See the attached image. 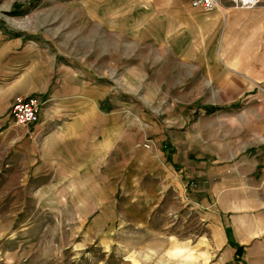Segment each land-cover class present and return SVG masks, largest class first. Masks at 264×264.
Returning a JSON list of instances; mask_svg holds the SVG:
<instances>
[{
  "label": "rangeland",
  "instance_id": "rangeland-1",
  "mask_svg": "<svg viewBox=\"0 0 264 264\" xmlns=\"http://www.w3.org/2000/svg\"><path fill=\"white\" fill-rule=\"evenodd\" d=\"M4 39L88 81L118 133L58 150L74 175L33 168L0 135V264H264L263 197L236 191L223 213L175 183L187 155L264 141V1L0 0Z\"/></svg>",
  "mask_w": 264,
  "mask_h": 264
},
{
  "label": "crops",
  "instance_id": "crops-1",
  "mask_svg": "<svg viewBox=\"0 0 264 264\" xmlns=\"http://www.w3.org/2000/svg\"><path fill=\"white\" fill-rule=\"evenodd\" d=\"M54 68V59L47 51L39 50L20 39L1 40V141L5 143L6 151L10 152L12 146V152L16 151L19 159H28L33 168L49 169L56 174L59 171L58 166H66L69 170L66 174H80L82 164L64 161L61 163V159L64 160L65 157L57 151L69 152L74 143H81L79 149L85 147L88 151L91 142L105 144L110 139L109 136H116L118 129H115L114 120L109 119L107 123L101 102L103 95L91 99L88 81H80L73 71L62 69L55 72ZM18 94H39L46 98L39 111L38 121L28 126L29 128L15 126L8 115V107ZM108 124L114 127H110V132L106 131ZM14 126L21 129L16 132ZM27 145L30 146L29 150ZM225 149V145H219L212 160L201 157L197 162H190V156H185L179 170L181 173L175 183L179 184L180 189L182 182L187 194L190 190L197 192L203 187V195H213V203L219 205L218 208L221 206L223 213H228L234 208L233 196L236 191L250 190V197L255 198L257 195L258 198H264V141L241 147L244 149L241 152L233 146ZM70 157L73 160V156ZM81 158L83 165L88 166L89 156ZM70 167L78 170L69 169ZM216 190L219 191L218 194ZM258 192H262L260 196ZM194 200L202 207L204 204L209 208L202 200ZM220 224L223 228L221 221ZM236 246L233 249L234 255Z\"/></svg>",
  "mask_w": 264,
  "mask_h": 264
},
{
  "label": "built area",
  "instance_id": "built-area-1",
  "mask_svg": "<svg viewBox=\"0 0 264 264\" xmlns=\"http://www.w3.org/2000/svg\"><path fill=\"white\" fill-rule=\"evenodd\" d=\"M235 5L249 7L264 0H230ZM194 7L209 11L218 8L222 0H190ZM46 101V98L39 94H21L17 95L11 102L8 115L13 124L17 127L30 126L39 119V111ZM152 142L144 143V146L150 147Z\"/></svg>",
  "mask_w": 264,
  "mask_h": 264
},
{
  "label": "trees",
  "instance_id": "trees-1",
  "mask_svg": "<svg viewBox=\"0 0 264 264\" xmlns=\"http://www.w3.org/2000/svg\"><path fill=\"white\" fill-rule=\"evenodd\" d=\"M241 253V245L236 246L235 255H239Z\"/></svg>",
  "mask_w": 264,
  "mask_h": 264
}]
</instances>
